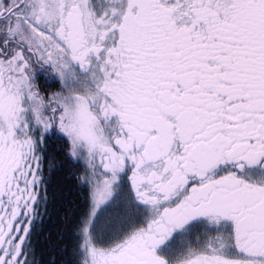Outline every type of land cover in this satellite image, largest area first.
Here are the masks:
<instances>
[{"label":"snow or ice","instance_id":"6c2138e0","mask_svg":"<svg viewBox=\"0 0 264 264\" xmlns=\"http://www.w3.org/2000/svg\"><path fill=\"white\" fill-rule=\"evenodd\" d=\"M50 138L75 264H264V0H0V264H36Z\"/></svg>","mask_w":264,"mask_h":264},{"label":"trees","instance_id":"16d2710c","mask_svg":"<svg viewBox=\"0 0 264 264\" xmlns=\"http://www.w3.org/2000/svg\"><path fill=\"white\" fill-rule=\"evenodd\" d=\"M50 172L54 196L53 218L50 227L42 235L37 253L40 264H74L72 242L73 229L85 210V200L77 192V181L64 153L50 154ZM84 186V185H83Z\"/></svg>","mask_w":264,"mask_h":264},{"label":"flooded vegetation","instance_id":"af4514ba","mask_svg":"<svg viewBox=\"0 0 264 264\" xmlns=\"http://www.w3.org/2000/svg\"><path fill=\"white\" fill-rule=\"evenodd\" d=\"M40 85L41 87H46L49 91L59 90V84L56 83L55 81H49L46 83L45 81L41 80ZM60 152L64 153V155L69 159V167L72 169V172L77 181V192L81 195V198L85 200L84 212L86 211L87 205H88V199H87L88 191L85 188V186H83V184L80 182V179H79L83 175L84 162L82 160H75L71 156L68 155L67 144L62 139H54V138L47 139L44 145V153H43L44 155L43 174L45 177L46 203L44 204V206L39 208L40 218L35 223L32 229V235H31V247L34 249V259H35L36 264H40V260L38 259V255H37L39 248H41L40 240L42 238V235L46 232V229L50 227V224L53 218V211H54L53 206H54L55 201H54V196L51 193L52 188L50 187V184H51L50 176H53V174L51 175V172H50L49 158L51 156L50 154L55 156V153H60ZM126 194H127V189L125 188L124 193L120 197V200L123 201L124 196H126ZM111 213H113V210L110 213H108V215ZM105 215H106L105 213L104 214H102L101 212L99 213V221H101L102 223L100 228L102 230L106 229L109 225L110 219L104 218ZM70 241L72 242V246H73L72 253H73V262L75 264L76 258L74 256V249L76 247V236L74 234V229H73V233L71 235Z\"/></svg>","mask_w":264,"mask_h":264},{"label":"rangeland","instance_id":"374dc122","mask_svg":"<svg viewBox=\"0 0 264 264\" xmlns=\"http://www.w3.org/2000/svg\"><path fill=\"white\" fill-rule=\"evenodd\" d=\"M122 202H123L122 200L118 199L115 202V204L112 205V207L110 206L108 208L102 209L101 213L102 214H104V213L106 214L104 218L110 219L109 220V224H110L111 219L113 217H115L118 213L122 212V208H117L116 207V205L122 204ZM112 210H113V213L108 215V213H110ZM98 225H99V227H101V225H102L101 221L98 222Z\"/></svg>","mask_w":264,"mask_h":264}]
</instances>
